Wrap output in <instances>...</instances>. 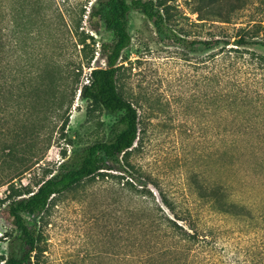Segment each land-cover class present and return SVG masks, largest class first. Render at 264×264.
Here are the masks:
<instances>
[{
    "label": "rangeland",
    "instance_id": "obj_1",
    "mask_svg": "<svg viewBox=\"0 0 264 264\" xmlns=\"http://www.w3.org/2000/svg\"><path fill=\"white\" fill-rule=\"evenodd\" d=\"M152 1L168 7L167 27L180 37L207 41L223 32L209 23L197 25V16L182 0ZM253 1L226 28L229 37L234 29L264 17V1ZM93 2L0 0V46L5 69L19 72L57 65L65 73L74 66L81 71L80 83H84L90 70L104 68L100 47L110 42L112 35L104 21L89 17ZM127 25L130 45L118 63L117 85L119 93L137 109L140 132L129 156L132 176L125 174L124 181L131 177L128 181L139 189L146 188L160 205L154 188L159 187L185 218L191 216L198 229L210 232L214 264H255L258 258L253 253H260V235L264 232L260 230V212L264 210L261 119L260 134L239 135V150L233 151L232 140L238 131L232 123L241 116H233L230 109L223 108L224 102L216 99L228 92L227 79L220 85L216 83L218 71L212 59L216 51L198 48L190 53L163 46L152 24L138 11L128 13ZM251 49L264 56V46ZM261 87L260 99L264 95ZM262 111L260 107V116ZM68 115L62 131L61 124L56 126L58 122L54 121L51 136L39 139L37 146L43 155L35 166L23 177L0 187V255L8 256L17 241L8 215V198L27 197V192L35 190L61 165L76 167L81 149L105 140L116 119L115 115L90 108L77 96ZM251 144L260 154V166L252 156ZM112 174L122 175L115 171ZM198 182L228 185L235 201L252 208L251 223L199 207L190 189ZM102 185L111 188L113 182H86L54 198L40 217L24 216L29 225H36L40 235L44 252L37 256V264H122L123 243L116 234L120 205L111 204L114 197L103 191ZM121 205L130 211L132 202L126 198Z\"/></svg>",
    "mask_w": 264,
    "mask_h": 264
},
{
    "label": "trees",
    "instance_id": "obj_2",
    "mask_svg": "<svg viewBox=\"0 0 264 264\" xmlns=\"http://www.w3.org/2000/svg\"><path fill=\"white\" fill-rule=\"evenodd\" d=\"M182 1L189 12L197 16V25L209 23L223 32L207 41L189 40L167 27L168 7L164 3L94 0L89 17L104 21L112 39L100 47L105 67L90 70L84 83H80L81 71L74 66L65 73L57 65H45L41 70L7 71L0 46V187L23 177L35 166L43 155V150L37 146L39 139L51 136L60 124L59 129L63 130L76 96L90 108L116 116L105 140L81 149L76 167L61 165L55 174L38 183L35 190L27 192V197L12 201L7 197L10 201L8 215L17 241L8 256L0 255V264H37V256L44 252L40 248L36 225H29L24 216L40 217L54 198L86 182L98 181L105 185L109 180L113 182L111 188L103 185L102 188L114 197L112 205H120V227L116 234L118 241L123 243L122 264H214L210 232L198 229L191 216L185 218L159 187L154 188L160 205L150 191L139 189L128 181L131 177L124 181L125 174L132 176L129 156L139 141L140 132L137 109L119 93L117 85L118 63L130 45L127 15L130 11L140 12L152 24L163 46L190 53L198 48L216 51L212 58L218 71L216 83L220 85L227 79L228 86L226 95H218L216 99L224 102L223 108L230 109L233 116H241L232 123L238 131L234 132L233 151L239 150V135L260 134V126L264 125V111L260 116V107L264 109V95L260 99V89L264 86V56L251 49L264 46V17L234 29V35L229 37L226 28L254 4L253 0ZM54 121L58 124L51 127ZM250 149L260 166L257 148L251 144ZM113 171L122 175H113ZM190 189L199 207L210 213L248 224L253 220L252 208L235 201L228 185L208 186L198 182ZM10 190H13L12 186ZM126 198L132 202L130 211L121 205ZM260 230H264V210L260 212ZM128 247H131L129 252L125 250ZM253 256L258 258L255 264H264V232L260 235V253L254 252ZM128 258H131L129 262L126 261Z\"/></svg>",
    "mask_w": 264,
    "mask_h": 264
}]
</instances>
